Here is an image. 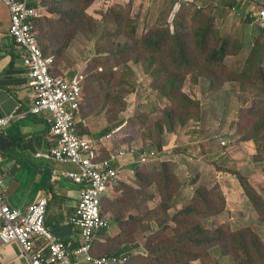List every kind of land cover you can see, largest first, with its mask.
<instances>
[{
	"label": "rangeland",
	"instance_id": "rangeland-1",
	"mask_svg": "<svg viewBox=\"0 0 264 264\" xmlns=\"http://www.w3.org/2000/svg\"><path fill=\"white\" fill-rule=\"evenodd\" d=\"M75 1L79 3L75 12L66 14L64 8L51 20L41 16L37 30L44 55L54 57L52 74L83 76L78 133L91 119L94 138L104 136L112 149L155 150L157 130L162 126L170 130L172 123L176 127L174 133L164 131L165 148L154 163L137 164L135 171L124 169L103 195V215L111 230L117 228L121 249H127L134 264H186L190 256L198 257L190 252L200 251L204 264L221 259L229 264H264V139L260 140L264 134L256 130L264 112V85L254 86L253 77L260 59L254 73H246L252 66L253 45L264 57L263 30L246 20L256 11H251L253 0H236L225 13L211 12L201 3V9L183 8L175 18L171 0H94L90 6L83 2L87 0ZM178 8L179 4L175 11ZM167 28L171 35L180 30L189 59L182 68L170 63L173 40L170 46L161 45L165 32L153 35ZM148 34L143 47L140 37ZM157 39L162 40L158 49L146 44L158 43ZM222 45H227L224 66L223 55L210 56ZM239 177L254 188L255 201ZM223 188L239 195L237 202L230 201L235 207L229 212L233 226H223V236L214 242L196 248L179 245L190 255L175 256L176 250H183L175 247V231L181 224L191 232L197 222L219 226L220 218L211 215L226 213L225 199H232ZM208 198L213 205L205 204ZM186 207H194L193 213L180 216L177 212ZM178 219L185 222L177 223ZM126 244L138 248L133 251Z\"/></svg>",
	"mask_w": 264,
	"mask_h": 264
},
{
	"label": "built area",
	"instance_id": "built-area-1",
	"mask_svg": "<svg viewBox=\"0 0 264 264\" xmlns=\"http://www.w3.org/2000/svg\"><path fill=\"white\" fill-rule=\"evenodd\" d=\"M175 1V6L179 4V8L182 2H194ZM0 3L7 7L10 14L11 37L18 47L25 50L24 65L34 89L33 104L26 113L50 114L54 146L45 157L53 162L74 164L77 167L76 170L67 172L66 176L82 187L76 212L70 218L71 225L80 231L84 240L78 252L84 253L85 260L94 264H133L130 262V255L97 257L92 253L97 234L110 227L109 220L103 215L102 199L106 189L120 179V173L124 169L134 164L154 163L158 156L156 151H140L141 147L126 146L111 151L104 157L107 147L81 137L75 125L82 100L80 83L83 76L75 75L74 79H69L52 74L54 57L45 56L38 42V9L31 7L25 0H0ZM251 19L264 27V6L257 8ZM18 116L15 111L6 117H0V130ZM222 144L225 145L226 142ZM132 170L135 171L134 168ZM1 185L0 175L2 242H17L30 264H76L68 251L67 243L56 237L46 226L48 200L41 198L28 211H23L11 205Z\"/></svg>",
	"mask_w": 264,
	"mask_h": 264
},
{
	"label": "crops",
	"instance_id": "crops-1",
	"mask_svg": "<svg viewBox=\"0 0 264 264\" xmlns=\"http://www.w3.org/2000/svg\"><path fill=\"white\" fill-rule=\"evenodd\" d=\"M25 1L42 13L36 19V26L41 16L51 20L52 15L59 14V9L64 8L65 2L64 0H47L49 6L41 0ZM253 3L255 4V0ZM9 26V11L0 3V117H6L15 111L19 115L12 123L0 130L2 190L6 193L11 205L23 211H28L41 198H46L48 206L45 222L48 229L67 243L68 251L76 264H94L85 260L84 253L78 252L84 240L80 231L70 223V218L76 212L82 187L68 178L66 173L76 170L77 167L74 164L53 162L45 157V154L54 146V138L50 131L52 125L50 114L47 112L37 115L26 113L33 104L34 89L28 69L24 65L25 50L15 44L9 33ZM88 123H92L91 119L88 122L86 120L87 129L77 133L81 137L99 143L100 146L109 147L111 142L104 136L94 138L92 133L94 126ZM186 187L193 188L190 185ZM232 192V189L228 191L224 189V194L230 195L232 199H226L227 207L224 209L226 213L224 211L217 215L221 220L220 223L230 226H233L231 214L235 210L230 201L237 202L239 197ZM116 229L111 230L109 227L97 234L92 249L95 256L117 254L122 251ZM123 246L129 247L130 250L138 248L127 244ZM44 253H47V249ZM213 259L215 258L212 254ZM0 264H30V262L17 242L4 244L0 239ZM191 264L204 263L197 259ZM215 264L229 263L221 259Z\"/></svg>",
	"mask_w": 264,
	"mask_h": 264
},
{
	"label": "trees",
	"instance_id": "trees-1",
	"mask_svg": "<svg viewBox=\"0 0 264 264\" xmlns=\"http://www.w3.org/2000/svg\"><path fill=\"white\" fill-rule=\"evenodd\" d=\"M64 1H65L64 2V8H67L68 9L67 11H65L66 14H69L70 12H72V13L75 12L74 9H77L79 7V3L76 2L75 0H64ZM93 1L94 0H87V1H83V2H87L89 4V6H90V3H92ZM182 1H184V0H182ZM219 1H220L219 3H218V0H195L194 2H191V3L182 2L181 3V7L176 12L174 18L177 16V14H179L181 12V10L183 8H196V9L198 8V9H201L203 7L202 4H205L206 7H209V10L211 12L214 9H216V10H218V12L225 13L226 12L225 10L227 8H230V7L231 8H234L235 5L237 4V3H235L236 0H219ZM74 4H76V6ZM171 4H172V10H173L174 5L176 4V1L175 0H171ZM263 6L264 5H262V7ZM64 8H60L59 9V11H60L59 14H62L61 11ZM78 11H76V16H78V20H79L80 19V16H81V10L78 9ZM246 20L249 23H251L255 28L260 29V30H263L262 32L264 33V27H262L260 24H258V22H256L253 19H250V18L249 19L246 18ZM67 26L69 27L70 25H67ZM63 27H66V26H63ZM159 31H164L165 32L164 35H163V41L160 40V39H157L158 43L152 44L151 42H146V44L148 46H150V47L155 46L156 49H158L159 48V45H160L159 41H162L161 42V45H164L166 43L169 45V41L173 40L174 43L172 42L171 43V46L169 45L170 46V49H171V51H169V53H170V63H172L177 68H182V65L186 66L188 64L187 61L189 59L186 58L187 52L185 54L184 45L182 44V41L180 39V34H178V32L180 30L178 29L177 32H175L174 34L171 35L170 29L167 28V29H163V30H157L153 35H157ZM149 35H151V34L144 35V36H141L140 37V41H141V44H142L143 47H144V39L146 37H148ZM224 43H226V42H224ZM161 45H160V47H161ZM226 48H227V45H222V46H220V48L214 49L211 52V54H210L211 59H217V57L219 55H223V61L221 62V64H222V66H224L225 65V59H226V55L224 54V52H225ZM252 51L254 52V56L251 59L252 60V66H251L250 70L247 71L246 73L253 74L254 73V70L257 68V62L260 59V64L261 65L258 67L259 68L258 69V72L257 73H254V75H253V77H254V86H257V88H258L261 85H264V57L261 55V51L255 45L252 46L251 52ZM179 59H182V60H185V61L183 63H181V62H179ZM154 63H155V58H152L150 60L149 64H148V66L150 67V69L154 66ZM209 66L210 67H213L214 64L210 62L209 63ZM163 67H165V65L160 66L158 68V72H160L163 69ZM80 85L82 87V83H80ZM261 91H262L261 96L264 98V87H262ZM81 103H82V100H81L80 105H79V112H80V109H81ZM79 112L76 115V126H77V118L79 116ZM180 122L182 123V119L181 118H180ZM159 123H163V122L160 121ZM169 126H170V130H168V129H167V131L164 130V126L160 127V129L157 130L158 131L159 142L157 144H155L157 146V148L155 149V151H156V154L159 155V156H161V154H162L161 152L165 148L164 147V137H165L164 134H165V132L174 133L176 131L175 130L176 127L174 128V124L173 123L171 125H169ZM118 127H116L115 129H117V131H120V128H118ZM263 128H264V112H263V114H261L259 124L256 125V130L259 133L264 134V130L261 131ZM263 139H264V135H262V137H261L260 140H263ZM112 146H113V144H110L109 147H107V150L105 151V152H107V154L105 153V155L108 156L111 151L117 150V149H114V148L112 149L111 148ZM130 147H133V146H130ZM144 149H145V147H141V150L140 151H143ZM259 149H261V146L259 147ZM175 152H177V151H175ZM136 166H137V164H134L133 166H131V168H134L135 169ZM162 167H165V165H162ZM137 176H139V175H137ZM238 179L241 182V185L244 186V188L246 189L247 196L249 197V199L251 201H255L256 196H257V193L255 192L254 188L249 183H247L243 178H240L239 177ZM194 200H197V199L194 198ZM225 201H226V199H225ZM205 202H206L205 203L206 205H213L212 199H209L208 198V199L205 200ZM193 208L194 207H186L182 211H180V209H179V211L177 213H179L180 216H186L187 217V216H190L193 213ZM195 208L197 209L198 206H195ZM207 211H208V213L210 212V210H208V209H207ZM220 213H222V212L219 211V213L213 214V215H211V217L212 216H217ZM197 214H200L201 215V213H199V211H197ZM182 222H185V220H183V219H178L177 220V223H182ZM197 224L198 225L194 228V230L192 232L188 230V226L186 224H181L180 229H178V230L175 231V233L176 232L179 233V235L176 233V239H175V244H176L175 247L176 248H182V247H185V246H187L189 244H191L194 248H196L197 246L204 245V243L206 241L214 242L216 240V237L217 238H220V237L223 236L224 232H222V230H221L222 227L225 226V225H228V224H222V223H220L219 226H215L214 228H210V227H207L206 226L205 221L203 222V224H199V222H197ZM209 228L210 229H213V231H210ZM179 245L182 246V247H180ZM211 245H213V244H211ZM182 249L183 250H176L177 252H179V254H177L175 256H181V257H183L185 255H190V254H196V256H198V257L192 256V259H191V256H190V259H189L190 261H189V263H186V264H191V262L194 259L202 258L201 256L204 254L203 251H200L199 253L190 252V254H189V252L185 251L184 248H182ZM120 252L117 253V254H111V255H122V254H126V255L129 256V254L127 253V249L122 250ZM222 252H223V250H222ZM223 254H225V253H223ZM106 256H110V255H106ZM211 256H212V252H211ZM100 257H103V256H100ZM130 262H132L131 256H130ZM247 263L248 264H251L250 262H247Z\"/></svg>",
	"mask_w": 264,
	"mask_h": 264
},
{
	"label": "clouds",
	"instance_id": "clouds-1",
	"mask_svg": "<svg viewBox=\"0 0 264 264\" xmlns=\"http://www.w3.org/2000/svg\"><path fill=\"white\" fill-rule=\"evenodd\" d=\"M262 1H264V0H255V4H254V7L252 8V10L251 11H254V10H256L257 8H263L262 7V5H264L263 3H262ZM175 7V6H174ZM179 10V9H178ZM177 10V11H178ZM177 11H175V8H173V10H172V12H173V16H175V12H177Z\"/></svg>",
	"mask_w": 264,
	"mask_h": 264
}]
</instances>
